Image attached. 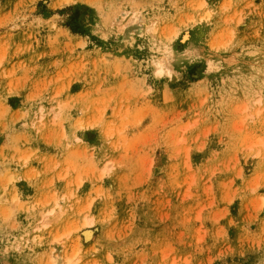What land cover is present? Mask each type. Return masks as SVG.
I'll return each mask as SVG.
<instances>
[{"label": "rangeland", "instance_id": "rangeland-1", "mask_svg": "<svg viewBox=\"0 0 264 264\" xmlns=\"http://www.w3.org/2000/svg\"><path fill=\"white\" fill-rule=\"evenodd\" d=\"M53 256L264 264V0H0V264Z\"/></svg>", "mask_w": 264, "mask_h": 264}, {"label": "bare ground", "instance_id": "bare-ground-1", "mask_svg": "<svg viewBox=\"0 0 264 264\" xmlns=\"http://www.w3.org/2000/svg\"><path fill=\"white\" fill-rule=\"evenodd\" d=\"M137 22H138V19L137 18H132L130 20V25H124V26H122V30L121 31L124 32L125 35L129 34L132 31V29L130 30V28L132 27V25H136ZM136 27H137V25H136ZM165 49H166V55H167V57H171L172 56V51L170 49H167L166 47H165ZM152 62H153V66H154V68H155V70H156V72L158 74H160L162 72L169 73L168 66L165 63H163V61H161V60H154ZM52 212H53V209L50 210V211H48L47 213H50L51 214ZM85 238L87 239V236H85ZM53 257H54V263H57L58 264V263L61 262V259L59 257H56V256H53ZM76 260L77 259L74 256V258H72V257L71 258H68L67 259V262H68V264H74V262Z\"/></svg>", "mask_w": 264, "mask_h": 264}]
</instances>
